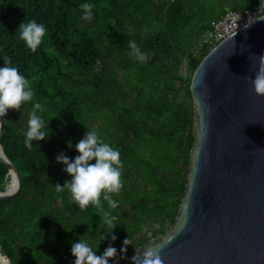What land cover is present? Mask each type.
Returning <instances> with one entry per match:
<instances>
[{"label":"trees","instance_id":"16d2710c","mask_svg":"<svg viewBox=\"0 0 264 264\" xmlns=\"http://www.w3.org/2000/svg\"><path fill=\"white\" fill-rule=\"evenodd\" d=\"M84 2L94 6L90 23L80 19L78 5ZM258 4L259 0H0V65L8 59L26 76L50 129L46 139L26 148L18 130L27 127L31 102L4 116L0 147L21 179L19 192L0 201V254L10 264H73L72 242L84 239L95 249L99 235L110 231L95 206L82 211L67 191L57 193L54 187L70 180L55 156L77 155L65 142L71 140L74 146L87 128L115 146L122 161L123 187L113 194L119 203L111 210L118 218L112 229L116 239L104 234L96 254L111 244L119 256L128 238L124 257L165 234L185 190L193 143L189 84L209 51L200 46L201 40L210 23L227 11ZM32 19L46 28L35 52L16 31L22 21ZM129 40L149 53L146 63L129 55ZM9 180V168L0 160V192ZM103 204L108 210L107 202Z\"/></svg>","mask_w":264,"mask_h":264},{"label":"water","instance_id":"95a60500","mask_svg":"<svg viewBox=\"0 0 264 264\" xmlns=\"http://www.w3.org/2000/svg\"><path fill=\"white\" fill-rule=\"evenodd\" d=\"M233 34L190 79L193 143L173 225L109 264H134L146 248H158L163 264H264V95L251 85L264 71V20ZM0 160L15 181L2 201L19 192L21 179L1 147ZM0 261L10 264L1 254Z\"/></svg>","mask_w":264,"mask_h":264},{"label":"clouds","instance_id":"9594fccd","mask_svg":"<svg viewBox=\"0 0 264 264\" xmlns=\"http://www.w3.org/2000/svg\"><path fill=\"white\" fill-rule=\"evenodd\" d=\"M81 10L80 19L85 22L93 20V4L84 2L78 5ZM264 20V8L260 5L258 12L249 17L247 23L241 27L247 28L253 21ZM17 38L25 44L32 52H35L41 45L45 36V25L32 19L27 23L23 21L19 24ZM235 33L233 34V36ZM129 55L140 63H146L150 55L146 51H141L135 40L128 41ZM260 58V57H259ZM245 79H249L245 77ZM252 89L255 94L264 95V71L257 70L251 78ZM34 92L29 81L16 67L11 66V61L5 59L0 65V117L6 116L9 109L21 110L31 102V111L28 112L26 129L18 130L23 135V143L26 148L33 146V141L46 139L50 134L42 113L44 111L39 101L33 100ZM83 137L73 146L71 140L66 141L69 148L74 147L77 155L69 158L63 152L55 156V161L63 165V171L70 176L63 185L55 184L57 193L67 191L70 199L80 210H85L87 206H95L103 217V223L110 231H103L104 234L112 233V229L117 225V216L111 214V210L116 209L119 201L113 199V194H118L122 187V161L118 149L110 143L104 141L94 128H87ZM94 161V162H93ZM107 202V209H104L103 202ZM158 227V225H157ZM104 234H100L95 241V249L92 244L84 239H79L71 243L70 253L74 257L73 264H109L116 261L117 257L122 258L129 245L128 238L122 241L119 256L117 249L109 244L102 254H96L98 241L104 239ZM151 235V233H148ZM111 240H115L114 233L110 235ZM134 264H163L158 248H146L132 257Z\"/></svg>","mask_w":264,"mask_h":264},{"label":"built area","instance_id":"2783aa9c","mask_svg":"<svg viewBox=\"0 0 264 264\" xmlns=\"http://www.w3.org/2000/svg\"><path fill=\"white\" fill-rule=\"evenodd\" d=\"M260 5L264 8V2ZM258 9L259 4L241 12L227 11L221 19L210 23L209 30L204 34L200 46L205 45L210 51L219 42L241 29V26L247 23L249 17L255 15Z\"/></svg>","mask_w":264,"mask_h":264},{"label":"bare ground","instance_id":"6f19581e","mask_svg":"<svg viewBox=\"0 0 264 264\" xmlns=\"http://www.w3.org/2000/svg\"><path fill=\"white\" fill-rule=\"evenodd\" d=\"M14 186H15V181H14V179L10 176V180H9L8 184L6 185L5 190H6V189H7V190H11L12 188H14ZM0 264H5V263H4V261H0Z\"/></svg>","mask_w":264,"mask_h":264},{"label":"rangeland","instance_id":"374dc122","mask_svg":"<svg viewBox=\"0 0 264 264\" xmlns=\"http://www.w3.org/2000/svg\"><path fill=\"white\" fill-rule=\"evenodd\" d=\"M187 72H186V65L185 63L182 64V67H181V74L185 75Z\"/></svg>","mask_w":264,"mask_h":264}]
</instances>
